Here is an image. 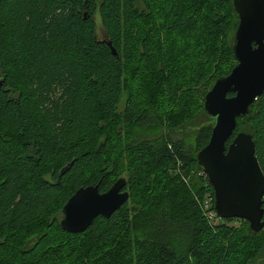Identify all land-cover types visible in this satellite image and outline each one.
Wrapping results in <instances>:
<instances>
[{"label": "trees", "instance_id": "16d2710c", "mask_svg": "<svg viewBox=\"0 0 264 264\" xmlns=\"http://www.w3.org/2000/svg\"><path fill=\"white\" fill-rule=\"evenodd\" d=\"M236 23L230 0H0V264L258 263L264 224L208 218L196 162ZM238 131L264 176V90ZM119 177L108 218L59 226L78 187Z\"/></svg>", "mask_w": 264, "mask_h": 264}, {"label": "water", "instance_id": "95a60500", "mask_svg": "<svg viewBox=\"0 0 264 264\" xmlns=\"http://www.w3.org/2000/svg\"><path fill=\"white\" fill-rule=\"evenodd\" d=\"M230 1L237 16L231 39L235 64L226 75L216 78L203 96L202 111L213 118V124L206 144L196 153V162L211 187L216 214L243 219L250 230L257 232L264 223V177L250 134L232 133L235 118L247 114L249 105L264 89V0ZM109 47L115 56L114 49ZM124 181L116 179L102 193L97 191V185L78 187L61 207L59 226L77 232L95 216H109L127 200L126 190L119 193Z\"/></svg>", "mask_w": 264, "mask_h": 264}, {"label": "bare ground", "instance_id": "6f19581e", "mask_svg": "<svg viewBox=\"0 0 264 264\" xmlns=\"http://www.w3.org/2000/svg\"><path fill=\"white\" fill-rule=\"evenodd\" d=\"M85 15H86V18H87L88 15H87L86 13H85ZM263 90H264V89H263ZM231 94H232V93H231ZM226 95L228 96V93H227ZM249 106H250V105H249ZM244 115H245V114H244ZM240 116H242V115H240ZM237 117H239V116H237ZM237 117H236V118H237ZM211 118H212V117H211ZM236 118H235V122H236ZM234 129H235V128H234ZM233 134H235V133H234V130H233L232 135H233ZM231 137H232V136H230V138H231ZM230 138H229V139H230ZM229 139H228V140H229ZM228 140H227V141H228ZM254 156H255V155H254ZM259 168H260V167H259ZM260 170H261V169H260ZM261 172H262V171H261ZM262 174H263V173H262ZM263 177H264V176H263ZM119 178H123V177H119ZM117 179H118V178H117ZM125 184H126V181H124V185H122V186L120 187V189H119V193H122V192H123V187H125ZM80 187H81V186H80ZM82 187H84V186H82ZM97 191H98V188H97ZM98 192H99V191H98ZM103 192H104V191H103ZM99 193H102V192H99ZM127 199H128V197H127ZM261 201H262V198H261ZM122 204H123V202H122V203H121L116 209H118ZM202 207H203V210L205 211V213H206V215H207L208 218H214V217L217 215L216 212H215V210H214V209H211V204H210V202H209L208 200H205V201H204ZM116 209H114L111 213H113ZM111 213H110V214H111ZM110 214H109V216H110ZM97 216H98V215H97ZM100 216H101V215H100ZM109 216H107V217L103 216V217L108 218ZM217 216H218V215H217ZM95 217H96V216H95ZM95 217H94V218H95ZM218 217H219V216H218ZM94 218H93V219H94ZM220 218H221V217H220ZM231 218H236V217H231ZM224 219H225V218H224ZM238 219H239V218H238ZM242 220H243V219H242ZM261 220H264V219H263V215H262ZM92 221H93V220H92ZM91 223H92V222H91ZM91 223H90V224H91ZM90 224H89V225H90ZM263 224H264V223H263ZM89 225H88V226H89ZM262 226H263V225H262ZM261 228H262V227H261ZM84 229H85V228H84ZM66 231H67V230H66ZM81 231H82V230H81ZM258 231H259V230H258ZM258 231H257V232H258ZM68 232H70V231H68ZM77 232H79V231H77ZM254 232H255V231H254Z\"/></svg>", "mask_w": 264, "mask_h": 264}, {"label": "rangeland", "instance_id": "374dc122", "mask_svg": "<svg viewBox=\"0 0 264 264\" xmlns=\"http://www.w3.org/2000/svg\"><path fill=\"white\" fill-rule=\"evenodd\" d=\"M96 17H97V15L95 14L94 15V20H95V23H96L95 24L96 36H97V38L102 39L104 37L103 28H102L101 24L99 23L98 18H96ZM122 101H123V99L120 100L119 107H121ZM185 130H188V129H185ZM231 224H236V221H233ZM258 258H259V261H258L257 264H264V253L261 254Z\"/></svg>", "mask_w": 264, "mask_h": 264}, {"label": "flooded vegetation", "instance_id": "af4514ba", "mask_svg": "<svg viewBox=\"0 0 264 264\" xmlns=\"http://www.w3.org/2000/svg\"><path fill=\"white\" fill-rule=\"evenodd\" d=\"M123 179L125 180V178L123 177ZM123 190H126V187H123Z\"/></svg>", "mask_w": 264, "mask_h": 264}]
</instances>
